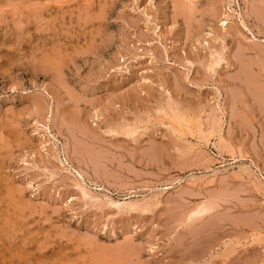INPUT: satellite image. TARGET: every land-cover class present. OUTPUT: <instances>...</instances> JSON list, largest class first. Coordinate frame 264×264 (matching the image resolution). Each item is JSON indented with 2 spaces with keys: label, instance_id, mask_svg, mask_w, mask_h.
Masks as SVG:
<instances>
[{
  "label": "rangeland",
  "instance_id": "374dc122",
  "mask_svg": "<svg viewBox=\"0 0 264 264\" xmlns=\"http://www.w3.org/2000/svg\"><path fill=\"white\" fill-rule=\"evenodd\" d=\"M261 53L264 0H0V264H264Z\"/></svg>",
  "mask_w": 264,
  "mask_h": 264
},
{
  "label": "bare ground",
  "instance_id": "6f19581e",
  "mask_svg": "<svg viewBox=\"0 0 264 264\" xmlns=\"http://www.w3.org/2000/svg\"><path fill=\"white\" fill-rule=\"evenodd\" d=\"M190 15H192V14H190ZM226 17H227V16H226ZM226 20H227V19H226ZM223 21H225V20H223ZM224 24H225V23H224ZM224 24H223V25H224ZM250 49L252 50L253 48L250 47ZM258 49H259V48H258ZM262 50H263V49H262ZM262 52H263V51H262ZM261 54H264V53H261ZM259 55H260V54H259ZM254 62H255V61H254ZM259 62H260V61H259ZM263 62H264V61H263ZM246 63H247V62H246ZM249 63H250V62H249ZM261 63H262V62H261ZM244 65H245V64H244ZM254 66H255V65H254ZM249 68L251 69V67H249ZM250 69H249V70H250ZM254 71H255V70H253V71L251 70V72H254ZM241 73H242V72H241ZM244 74H245V73H244ZM247 74H248V72H247ZM254 74H255V73H254ZM250 75H251V74H250ZM255 75H256V74H255ZM245 76H247V75H245ZM258 76H260V75L258 74ZM260 77H261V76H260ZM247 78H249V76H247ZM255 79H256V78H254V77L251 78V80L254 82V84L257 82ZM258 79H259V78H258ZM262 79H263V78H262ZM262 79H261V80H262ZM251 80H250V81H251ZM245 81H246V80H245ZM248 81H249V80H248ZM248 81H246V83H248ZM261 82H262V81H259L260 85L262 84ZM250 83H251V82H250ZM257 83H258V82H257ZM259 83H258V84H259ZM263 83H264V82H263ZM251 84H252V83H251ZM258 84H257V85H258ZM262 85H263V84H262ZM261 88H262V86H261ZM246 89H247V88H246ZM259 89H260V87H259ZM261 91H262V89H261ZM248 92H249V91H248ZM252 92H253V91H252ZM261 93H262V92H261ZM254 95H255V94H254ZM260 95H262V94H260ZM258 96H259V95H258ZM263 98H264V97H263ZM256 100H257V99H256ZM261 100H262V99H261ZM245 101H246V100H245ZM257 101H260V100H257ZM257 101H256V102H257ZM247 102H248V101H247ZM262 102H264V101L262 100ZM257 103L259 104V102H257ZM247 104H248V103H247ZM259 105H260V104H259ZM262 105H263V104H262ZM261 107H262V106H261ZM250 108H251V107H250ZM176 118H177V117H175V119H176ZM180 119H181V118H180ZM182 119H183V118H182ZM83 122H84V121H83ZM175 130H176V129H175ZM89 131H90V130H89ZM133 131H134V130H133ZM210 131H211V130H210ZM192 132H193V131H192ZM196 132H197V131H196ZM204 132H205V131H204ZM132 133H133V132H132ZM193 133H194V132H193ZM181 135H184V134H181ZM190 135H191V134H190ZM194 135H195V133H194ZM194 135H193V136H194ZM181 137H183V136H181ZM220 137H221V136H219V138H220ZM94 138H95V137H94ZM210 138H211V137H210ZM210 138H208V139L210 140ZM213 138H215V137H213ZM199 139H200V138H199ZM205 140H206V139H205ZM205 140H204V141H205ZM196 141H197V140H196ZM198 141H199V140H198ZM201 143H202V142H201ZM197 144H198V143H197ZM207 144H208V143H207ZM207 144H206V145H207ZM13 186H14V185H13ZM11 189H12V188H11ZM83 193L86 194V191L83 190ZM114 203H117V202L114 201ZM126 203L128 204V202H126ZM130 203H131V202H130ZM124 204H125V203H124ZM116 205H117V204H116ZM131 205H132V204H131ZM128 206H129V205H128ZM122 207H123V206H122ZM210 208H211L210 206H201V205H200V207H199L197 210L194 211V212H195V215H196V214H201V213H204V212H208V211H210V210H209ZM129 254H130V253H129Z\"/></svg>",
  "mask_w": 264,
  "mask_h": 264
}]
</instances>
